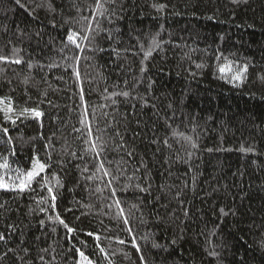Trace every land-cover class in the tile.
Wrapping results in <instances>:
<instances>
[{"label": "trees", "instance_id": "obj_1", "mask_svg": "<svg viewBox=\"0 0 264 264\" xmlns=\"http://www.w3.org/2000/svg\"><path fill=\"white\" fill-rule=\"evenodd\" d=\"M56 3L58 9L61 6L64 8L65 17L71 16L78 19L75 9L72 8V0H56ZM76 3L81 7L82 14L87 16L89 10L86 5L94 3V0H76ZM121 3L126 14L124 20L109 24L107 20L100 19L103 28L113 30L118 28L125 33L120 37L124 42L121 47L134 43L128 36L131 28L136 29V32L132 33L133 36L139 34L142 38L159 33V39L163 42V51L153 54L154 58L148 65V72L142 77L144 84L138 85L139 93L144 94L149 79L155 80L157 87L154 94L160 97L155 103L160 109V115L172 116L173 110L167 108L171 100L175 109L173 127L185 135L199 137L196 162L202 175L199 176L196 192H188L186 195V202L190 204V217L185 219L177 211L180 220L184 221L181 225L180 221L174 223L169 221L165 212L160 210L159 214L165 217V221L158 223L156 216L150 214L154 210L145 208L143 222L137 219L133 223V231L145 259L149 261V264H240V259L243 257L245 264H264V251L259 247L261 239H264V100L261 99L264 98V85L256 80V74L264 72V0H247V3L241 4L238 8L234 7L229 0H120L117 8ZM153 3L166 4L167 8L157 12L151 7ZM209 16L214 18L210 20ZM39 19L42 24L31 20L22 9L12 3V0H0V22L8 24L10 29L7 35L0 34V54L11 55V48L6 45L17 30L16 24L28 30H35L48 24V18L44 12L39 13ZM56 20L58 24L63 23L59 16ZM13 21L15 23H12ZM45 31L56 39V43L51 49H44V58L41 63L53 60L61 65L60 69L44 70L51 84L48 100L57 107L50 108L46 102L41 105V109L46 113L43 118V128L37 120L29 119L23 123L18 121V130L11 131V135L14 138L23 137V140L17 141V151L20 154L10 158L12 169L27 168L30 163L29 158L34 154L33 150L43 158L44 144L53 132H56L58 141L61 135L72 140L73 137L70 135L72 127L80 126L78 115L80 99L77 94L79 83L71 69L67 72L63 70L65 66L73 63L71 58L74 55L91 57L90 60H80L83 86L90 105L111 103L103 98L102 93L105 87L109 92L120 91L125 79L131 83L133 79L141 78L138 57L130 55L128 61H125L126 64L131 63L130 71L118 75L119 69L113 67L107 54L88 51L81 54L74 52L71 48L61 53L59 38L65 35V30L55 31L48 27ZM220 35H226L224 43L219 41ZM48 39L49 36H46L45 40ZM96 42L99 46H108L104 42L103 33ZM12 43L15 47L23 49L22 55L25 59L29 55L36 57V52L39 51L38 49L34 51V43L30 45L27 39L23 42L14 39ZM220 52L229 59L243 61L247 58L255 64V67H250L249 82L243 88H233L232 85L213 74L217 64L221 63L216 59ZM65 56L69 59L65 60ZM197 64H203L204 67L197 68ZM0 69H3L0 71V96L10 94L17 104L23 106L27 100L25 95L27 88L28 95L34 101L41 98L32 86L42 79L39 69L31 70L34 80L27 86L23 83L24 77L29 74L26 65L0 62ZM101 74L106 77V80H101ZM61 76L63 79H57ZM9 80L11 83H8ZM114 85L119 86L114 87ZM40 87L47 86L41 84ZM52 89H58V91ZM165 92L167 97L162 95ZM133 95H136L135 91ZM127 105L128 102L124 98H117L120 115L132 112ZM104 110L112 111L111 108ZM99 111L98 107L97 112ZM136 111L138 113L136 117L129 116L133 128L135 120L142 118L149 125L157 123L160 134H164V129L161 127L163 120L157 121L153 117L151 108L141 110L137 105ZM150 117L153 118L150 119ZM192 117H196L195 124L198 125L195 132L192 131L193 124L190 123ZM0 123L11 128V125L3 122L2 119ZM58 128L61 131H56ZM41 133L44 136L43 140L40 139ZM170 142L181 155L184 154L181 146L187 147V145H184L183 141ZM54 143L58 152L61 142L54 141ZM242 143L245 147L254 144L256 152H241L239 149ZM137 144L140 152L147 150L151 155L154 151V147H149L139 140ZM73 147L76 145L74 144ZM208 149L213 151L209 152ZM5 151V145L0 139V153ZM109 158H112V154ZM58 160L59 157L53 153L52 161ZM56 171L59 169L54 163L49 175ZM185 171L186 166L183 165L178 166V171L174 169L178 176H182ZM5 172V169L0 168V176H5L7 181ZM78 180H80L79 185H77ZM64 184L65 187L61 190L63 200L58 210L70 226L83 231L77 239H65L63 226L58 227L57 252L59 255L56 256L55 264H73L75 255L71 251L72 245L81 247L77 240H87L88 248H94L93 240L86 238L83 232L102 231L101 220L103 226L112 229L111 236L119 235L121 239L126 240L125 245L118 244L115 239L111 241L109 251L115 249L126 253V256L121 254L115 257L116 264H140L139 254L131 245V237L124 231H118L117 224L107 216L100 215L102 210L109 211L103 207V203L107 201L102 203L101 200V197L107 196L108 193L105 191L102 194H91L74 165L70 166L68 174L64 176ZM97 184L89 182L92 189ZM99 186L103 187L102 184ZM34 187L37 186L34 185ZM213 188L217 191L211 196H205V193L211 192ZM37 192H40L38 187ZM12 195V193L0 192V200H9L12 203ZM241 196H244V199H241ZM120 198L129 203L135 202L130 193ZM75 201H80L81 205L90 204L92 207L91 209L80 207ZM19 203L30 204L29 195L26 194ZM12 206L15 207L16 204L13 203ZM66 207H73L76 210L72 213H64L63 209ZM221 207H224L226 211L235 209L236 215L220 217ZM173 208H176L175 202L170 205L169 212ZM111 211L114 214L116 209L113 208ZM76 217H79V220ZM181 227L185 229L184 239L178 242L176 250L169 249L170 255L152 247L154 242L166 244L178 236ZM214 229L215 235H200L202 232L210 234ZM146 235L147 240L141 239ZM207 241L217 246L216 250L220 252L219 262L205 252V248L208 247ZM103 244L107 248L109 241L104 240ZM103 264L107 262L104 261Z\"/></svg>", "mask_w": 264, "mask_h": 264}, {"label": "snow or ice", "instance_id": "obj_2", "mask_svg": "<svg viewBox=\"0 0 264 264\" xmlns=\"http://www.w3.org/2000/svg\"><path fill=\"white\" fill-rule=\"evenodd\" d=\"M229 2L238 8L241 4L247 3V0H229ZM12 3L37 23L42 24L39 13L44 12L48 18V24H44L35 30L20 28L19 24H16L17 30L6 45L11 48V55L0 54V62L27 66L29 74L23 79L26 86L34 80L31 75L33 68L39 69L42 75L41 81L32 84L41 97L39 100L34 101L28 95L27 88L25 89L27 100L23 106L17 104L10 94L0 96V119L11 125L10 128L0 123V139H2L6 149L5 153H0V161H3L0 163V168L6 170L5 175L7 176V181L5 176H0V192L13 194L11 197L12 203L9 200H0V264H55L56 256L59 255L57 252L59 246L58 227L63 226L65 239H77L83 231L70 226L63 218L61 211L58 210L60 202L63 200L61 190L65 187L64 176L68 174L71 165H74L79 171L86 189L91 194H102L105 191L108 193L107 196H102L101 200L102 203L107 201L103 203V207L109 211L104 212L102 210L100 215L107 216L114 221L117 224L118 231L126 232L131 237L132 247L139 254L140 264H149L134 234V221L138 219L143 222L144 209L149 208L154 210L150 214L156 216L158 223H164L165 221V217L159 214L160 210H163L169 221L173 223L180 221L182 225L184 221L180 220L177 211L185 219L190 217V204L186 202V195L188 192H196L199 176L202 175L196 162L199 137L194 138L185 135V133L173 127L175 109L171 100H169L167 108L173 110L172 116L169 117L165 114L162 117L160 109L155 103L160 98L154 94L157 82L149 79L144 94L141 95L138 91V85L144 84L142 77L148 72V65L154 58L153 54L163 51V42L159 39V33L142 38L139 34L133 36L132 33H135L136 29L131 28L128 36L129 40L134 41V43L121 47L124 42L120 37L125 33L118 28L115 30L103 28L100 23L101 18L107 20L109 24L126 18L122 3L117 8L120 0H94V3L86 5L89 10L87 16L82 14L81 7L78 6L76 0H72V8L75 9L78 19L71 16L65 17L64 8L61 6L58 9L56 0H12ZM151 7L157 12H162L167 8V5L153 3ZM57 16L61 17L63 23H57ZM213 18V16L208 17L210 20ZM69 25L70 27H66ZM48 27L55 31L65 30V35L59 38L61 44L59 51L61 53L71 48L74 52L81 54L85 51L107 54L113 67L119 69L118 75L130 71L131 63H125L130 55L138 57L141 78L133 79L131 83L125 79L123 88L120 91L109 92L108 88L105 87L102 93L103 98L106 101H111V103L99 106L90 105L86 99L83 86L84 80L80 71V60H90L91 57L74 55L71 58L73 63L65 66L63 70L67 72L71 69L76 81L79 83L77 94L80 99V105L78 106L80 109L78 112L80 126L72 127L70 134L73 137L72 140L61 135L58 141L56 132H53L44 144L45 156L43 158L33 150L34 154L29 158L30 163L27 168L20 169L17 167L12 169L10 158L20 154L17 151V141L23 140V137L14 138L11 135V131L18 130V121L23 123L29 119L37 120L40 121L41 128H43V118L46 113L41 109V105L46 102L50 108L57 107L51 100H48L51 84L48 82V74L44 70L60 69L61 65L53 60L41 63L44 58V49H51L56 43V39L45 31ZM9 31L8 24L0 22V34L7 35ZM101 33L104 34V42L108 45L107 47L99 46L96 42ZM46 36H49L48 40H45ZM14 39L21 42L27 39L30 45L34 43V51L39 50L36 52V57L29 55L25 59L22 55L23 49L15 47L12 43ZM218 39L221 43H224L226 35H220ZM217 51L219 52V49ZM64 59L68 60L69 58L65 56ZM216 59L221 61L217 64L216 71L213 73L218 79L238 89L243 88L249 82V69L255 67L252 61L247 58L243 61L229 59L222 52L216 56ZM196 67L203 68L204 65L197 64ZM0 71H3V69H0ZM57 79H63V77H57ZM101 80H106L103 74H101ZM256 80L264 85V72L257 73ZM8 83H11V81L9 80ZM41 84L47 87L41 88ZM118 86L114 85V87ZM52 90L58 91V89ZM134 91L136 92L135 96L133 95ZM162 95L167 97L166 92ZM250 95L255 96V94ZM120 97L128 102L127 106L132 109V112L120 115L117 107V98ZM261 99L264 100V98ZM30 104L34 106H29ZM137 105L141 110L151 108L153 117L157 121L163 120L161 126L164 129L163 135L160 134V127L157 126V123L149 125L142 118H137L135 127H132L129 116L136 117L138 115ZM98 107L99 112H97ZM107 108H111L112 111L104 110ZM153 117H150V119ZM195 121L196 117H192L190 120V123L193 124V132L196 131L198 126ZM56 131H61V129L58 128ZM40 139H44L43 133H41ZM138 140L146 143L149 147H154L151 155L147 150L144 152L138 151ZM54 141L61 142V148L58 152ZM170 141L176 143L183 141L184 145H187V147L181 146L184 154L181 155ZM74 144L76 147H73ZM239 150L244 153H255L256 147L254 144L245 147L242 143ZM207 151L212 152L213 149ZM53 153L59 157L56 162L52 161ZM110 154H112L111 159L109 158ZM54 163L59 171L51 172L49 175ZM180 165L186 166V171L182 176H178L174 172V169L178 171ZM89 182L92 184L99 183L92 189ZM79 184L80 180L77 181V185ZM99 184H102L103 187H100ZM34 185L40 189V192H37V187H34ZM216 191L217 189L213 188L211 192H206L205 196H211ZM129 193L135 202L129 203L127 200H121L122 195ZM26 194L29 195L31 203L21 205L19 201ZM241 199H244V196H241ZM173 202H175L176 208L171 209L169 212L170 205ZM13 203L16 204L15 207L12 206ZM75 203L80 207L89 209L92 207L90 204L81 205L80 201H75ZM125 204H127V208H125ZM113 208L116 209L114 214L111 211ZM75 210L73 207H66L63 212L72 213ZM228 215L235 216V209H228L227 211L224 207L219 209L220 217ZM76 219L79 220V217H76ZM100 224L102 231L83 232L86 238L93 240L94 248H88L87 240H77L81 247H76L75 244L72 245L71 251L75 255L73 264H103L104 261L107 264H116L115 257L117 255L126 256V253L118 252L115 249L109 251L113 239L120 245H125L126 240L121 239L119 235L111 236L112 229L103 226L102 220ZM184 233L185 229L181 227L178 236H175L166 244L154 242L152 247L170 255L169 249L176 250L178 248V242L184 239ZM200 235H215V229L210 234L202 232ZM141 239L147 240L148 236L141 237ZM104 240L109 241L107 248L103 244ZM207 244L208 247L205 248V252L209 257L215 258L219 262L220 252L216 250L217 246L212 244L211 241H207ZM259 247L264 251V239H261ZM240 264H245L243 257L240 259Z\"/></svg>", "mask_w": 264, "mask_h": 264}]
</instances>
